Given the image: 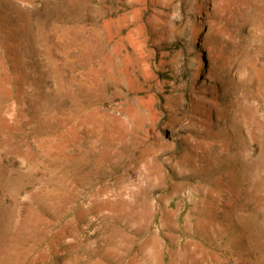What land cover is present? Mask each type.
Instances as JSON below:
<instances>
[{"label": "rangeland", "instance_id": "obj_1", "mask_svg": "<svg viewBox=\"0 0 264 264\" xmlns=\"http://www.w3.org/2000/svg\"><path fill=\"white\" fill-rule=\"evenodd\" d=\"M0 264H264V0H0Z\"/></svg>", "mask_w": 264, "mask_h": 264}, {"label": "trees", "instance_id": "obj_2", "mask_svg": "<svg viewBox=\"0 0 264 264\" xmlns=\"http://www.w3.org/2000/svg\"><path fill=\"white\" fill-rule=\"evenodd\" d=\"M38 209H39V208H38ZM40 212H41V211H40ZM56 214H57L58 216H60L59 213L56 212ZM47 218H48V220H50V221H52V222H53L54 219H55V218H54V219H50L48 215H47ZM52 222H51V223H52ZM47 227H48V226H47ZM42 230H43V233H45L46 231H51L52 229H51V228H45V226H44V228H43Z\"/></svg>", "mask_w": 264, "mask_h": 264}]
</instances>
